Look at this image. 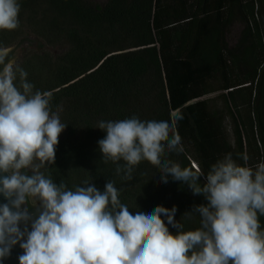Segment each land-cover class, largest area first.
<instances>
[{
    "label": "trees",
    "instance_id": "obj_1",
    "mask_svg": "<svg viewBox=\"0 0 264 264\" xmlns=\"http://www.w3.org/2000/svg\"><path fill=\"white\" fill-rule=\"evenodd\" d=\"M17 2L19 27L0 30V48L28 36L41 43L42 51L16 65L34 92L52 94L50 110L66 124L54 163L41 169L54 183L75 190L88 181L103 192L111 181L133 214L175 209L177 225L190 231L201 218L185 213L206 198L171 177L163 183L146 160L130 179L117 174V163L105 162L99 150L106 135L99 121L136 116L171 124L181 115L175 132L183 151L166 149L162 160L198 170L200 186L226 154L253 170L264 162V0ZM258 217L264 231V215Z\"/></svg>",
    "mask_w": 264,
    "mask_h": 264
},
{
    "label": "clouds",
    "instance_id": "obj_2",
    "mask_svg": "<svg viewBox=\"0 0 264 264\" xmlns=\"http://www.w3.org/2000/svg\"><path fill=\"white\" fill-rule=\"evenodd\" d=\"M19 12L17 0H0V30L17 29ZM8 53L0 48V172L11 171L0 178V193L8 201L0 205V261L20 243L19 264H264L258 217L264 215V162L253 170L226 154L200 186L198 170L162 160L166 149L183 151L175 132L181 115L171 124L136 116L102 120L96 128L106 133L98 141L105 162L117 163V174L123 170L130 179L133 168L146 160L159 169L163 183L171 177L187 184L207 200L185 213H198L201 226L181 230L175 209L133 214L111 181L103 192L88 181L69 190L41 171L54 163L66 124L50 110L52 94L34 92L28 73ZM25 204L34 211L22 209ZM169 225L178 230L170 232Z\"/></svg>",
    "mask_w": 264,
    "mask_h": 264
},
{
    "label": "water",
    "instance_id": "obj_3",
    "mask_svg": "<svg viewBox=\"0 0 264 264\" xmlns=\"http://www.w3.org/2000/svg\"><path fill=\"white\" fill-rule=\"evenodd\" d=\"M31 46H38L37 42L34 39H31L28 41V43H26L23 46H16L9 50L8 55H12V60H14L15 62L19 59V57L22 55L23 53V49L26 47H31ZM11 175V171H9L8 173H4V172H0V178H3L4 176H10ZM2 186V185H0ZM5 203H8L7 199L3 196L2 193H0V205H3ZM22 209L24 208H28L29 206L27 204L22 205L21 206ZM30 211V210H29ZM25 225L23 223L20 224V228L23 231ZM26 239V237H25ZM23 242V241H21ZM23 254V249L20 247V243H17L15 246H13L11 253L9 256L5 257L2 261H0V264H19V256Z\"/></svg>",
    "mask_w": 264,
    "mask_h": 264
},
{
    "label": "rangeland",
    "instance_id": "obj_4",
    "mask_svg": "<svg viewBox=\"0 0 264 264\" xmlns=\"http://www.w3.org/2000/svg\"><path fill=\"white\" fill-rule=\"evenodd\" d=\"M90 1L95 2V3L99 4V5H103L107 0H90ZM27 40L29 41L31 39L28 38ZM34 40L37 42L38 46H31V47L24 48L22 55L15 62V64H18V62L21 61L22 58L24 57V55H26L27 53H32V52L39 53L40 51H42L41 43L37 39H34ZM14 47H16V46H14ZM43 50H47V51H49V52H51L53 54H58L59 53V49L58 48L47 47V48H44ZM29 226H30V223H29Z\"/></svg>",
    "mask_w": 264,
    "mask_h": 264
},
{
    "label": "flooded vegetation",
    "instance_id": "obj_5",
    "mask_svg": "<svg viewBox=\"0 0 264 264\" xmlns=\"http://www.w3.org/2000/svg\"><path fill=\"white\" fill-rule=\"evenodd\" d=\"M28 38H29V39H36V38L33 37V36H28ZM26 43H28V40L25 39V38H23V39L21 38V39L17 40L16 43H14V44H12L10 47H8L7 49L12 48V47L17 46V45H19V46H23V45H25ZM11 58H12V55H11ZM29 209H30V208H29ZM30 211H31V210H30Z\"/></svg>",
    "mask_w": 264,
    "mask_h": 264
}]
</instances>
